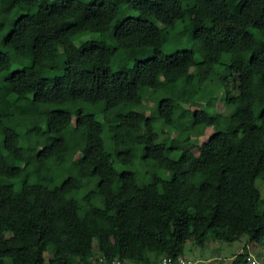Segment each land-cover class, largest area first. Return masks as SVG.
Listing matches in <instances>:
<instances>
[{
	"label": "trees",
	"instance_id": "trees-1",
	"mask_svg": "<svg viewBox=\"0 0 264 264\" xmlns=\"http://www.w3.org/2000/svg\"><path fill=\"white\" fill-rule=\"evenodd\" d=\"M189 1L0 0V77L19 67L0 82V264H153L185 257L191 237L201 248L210 239L264 246V0ZM124 6L139 16L122 17ZM6 18L14 27L2 36ZM179 25L194 47L166 54L167 30ZM106 27L114 46L76 43ZM121 51L134 65L114 71ZM217 67L214 93L224 89L234 113L192 110ZM146 88L150 115L121 110L140 106ZM29 97L37 110L18 127L1 114L10 99ZM178 116L181 135L160 141L155 121L176 127ZM73 122L82 180L57 160ZM212 126L195 155L191 131ZM151 163L169 177L152 174Z\"/></svg>",
	"mask_w": 264,
	"mask_h": 264
},
{
	"label": "rangeland",
	"instance_id": "rangeland-1",
	"mask_svg": "<svg viewBox=\"0 0 264 264\" xmlns=\"http://www.w3.org/2000/svg\"><path fill=\"white\" fill-rule=\"evenodd\" d=\"M195 0H190L188 3H193ZM9 4V3H8ZM122 9L123 14L122 17L125 16H132V17H138L139 13L136 10L133 9H128L126 6H124ZM14 19L10 20L9 18L5 19V26L6 29L3 31L2 36L5 34L9 33L10 29L14 27L13 25ZM199 21H195V25H199ZM182 26L179 25L177 29L175 30H167L169 32L168 35V43L165 46V53L166 54H173L174 52L178 50H183V49H190L194 47V42L192 40V35H185L181 36L179 34V31ZM109 27H106L99 33H85L81 36H77L75 38L76 43L80 47H88L92 43H100V44H106L109 47H112L115 45V41L112 37V33H110ZM4 51V47L0 45V52ZM151 55V52L145 57V59L149 58ZM134 62L131 61L130 59L126 58L125 53L123 51L117 53L113 59L112 63V69L114 71H119L122 69H127L133 67ZM19 68L15 65L12 66L10 71L5 72L1 77H0V82L5 78L10 75V73L16 71V69ZM222 67H217L215 69V72L211 75L207 85L203 87L201 90V95L199 97L198 102H196L194 105H192L191 109L195 111H205L207 113L214 114L216 112H219L223 115H229L234 113L235 107L233 105L228 104L227 102V95L224 89H218L216 91V94L214 93V87L216 85L217 79L219 77L220 72L222 71ZM192 72H194L192 70ZM181 86V85H180ZM180 93V91H179ZM256 96L258 99L262 98V91H257ZM28 101H26L24 104H19L17 103L13 98L7 101L5 107L2 108L1 114H8L11 115V122L13 125L17 126L20 125L21 120L20 116L22 113L26 112H36L37 110V105L34 106L32 104H35L32 100L31 97L27 98ZM32 102V103H30ZM85 107H89L92 110H96L97 107L95 106H90L88 104H83ZM122 111L126 112L128 110H136L139 112L146 113L147 115H150L152 113V110L154 108V102H153V93L152 90L149 88H146L143 94V101L140 106L137 107H132L130 109H126L123 107H120ZM102 115L98 114V119L103 123V119L101 118ZM156 128L157 132L159 135V140H168L169 138H178L181 135V132L183 131L186 120L182 116H178L176 118V127H171L164 123L163 121L156 120ZM22 128V126L20 127ZM218 131L217 127H208L205 129H200V128H195L191 131L190 136L195 144V149L193 150V153L195 155H200L205 151V144L209 140V138ZM66 136L69 141V152L65 155H59L57 160L61 166H66L68 167L69 174L71 177L77 180H82V176L79 172L78 166H77V159L78 156L82 153L83 151V146L80 144V137H81V130L76 127L75 123L73 122L66 130ZM104 139H105V144L107 147L108 152L113 153L114 152V139L112 133H105L104 134ZM176 156V155H174ZM119 170L122 171L124 169L123 166L119 165L118 166ZM148 169L152 174H155L160 177H169V173L163 169H161L158 164L156 163H151L148 165ZM39 175L41 179L44 178L45 173L39 171ZM257 186L261 192L262 195V200H263V206H264V180L259 179L257 181ZM95 189V186L93 184L87 185L86 188L82 189L80 191V196H84L88 194L90 191ZM192 238V237H191ZM190 238V240H191ZM213 239L209 240V244H212ZM248 244L246 242V239H242L241 241H236L233 243H223V248L222 249H217V251H220L221 254H213L215 253L213 250H210V247L207 246L206 253H204L203 248L196 246L195 244H192L191 241H189L186 245V255L188 258L195 260V259H200V260H210L209 264H217L219 263V259L224 264H232L233 262V257L236 255L238 250L241 248L242 245ZM195 245V246H194ZM264 246H259V250L261 251ZM250 248L252 249V252H255V250H258L257 246L251 245ZM199 250V251H198ZM203 250V251H201ZM203 252V254H202ZM262 256H264V251L261 252ZM261 263L264 264V259H259ZM74 264H76V261H74ZM203 264V263H201ZM248 264V263H244Z\"/></svg>",
	"mask_w": 264,
	"mask_h": 264
},
{
	"label": "built area",
	"instance_id": "built-area-1",
	"mask_svg": "<svg viewBox=\"0 0 264 264\" xmlns=\"http://www.w3.org/2000/svg\"><path fill=\"white\" fill-rule=\"evenodd\" d=\"M248 248L249 247H245V250L242 251V253L246 252L247 254L245 262L248 264H262ZM201 263L208 264L207 261H203V260H192L186 257H181L175 260L169 256L163 255L159 258V260L156 263L153 264H201ZM96 264H135V263L125 260H119V259H115L111 262H108L105 259L101 258L96 262Z\"/></svg>",
	"mask_w": 264,
	"mask_h": 264
},
{
	"label": "crops",
	"instance_id": "crops-1",
	"mask_svg": "<svg viewBox=\"0 0 264 264\" xmlns=\"http://www.w3.org/2000/svg\"><path fill=\"white\" fill-rule=\"evenodd\" d=\"M189 241H191L192 242V244H194V242H193V239L191 238V240L189 239ZM188 241V242H189ZM211 241H213V243L212 244H209L210 242L208 241L207 243H206V245L203 247V250H201V251H203L204 253H206V250H207V246H209L210 247V250L212 251H214L215 253H213V254H221V252L220 251H217L216 252V250L217 249H222L223 248V241L221 240V239H216V240H211ZM252 244H244V245H242L241 246V248L238 250V252L236 253V255H238V254H240V253H242V251L243 250H245V247L247 246V247H249L248 249H250V251L252 250L251 248H250V246H251ZM195 246V245H194ZM258 248V250H255V252H252L253 254H254V256L259 260V259H264V256H262V255H260L261 254V252L262 251H264V248H262L261 249V251L259 250V247H257ZM199 251V250H198ZM203 252H202V254H203ZM187 253L185 252V257L186 258H188V256L186 255ZM236 255L233 257V259L236 257ZM189 259H190V257H189ZM195 260H200V259H195ZM203 261H207L208 262V264H209V262H210V260L208 261V260H204L203 259ZM218 261H219V263H217V264H224L222 261H221V259H219V257H218ZM260 261V260H259ZM261 262V261H260ZM263 264V263H262Z\"/></svg>",
	"mask_w": 264,
	"mask_h": 264
}]
</instances>
